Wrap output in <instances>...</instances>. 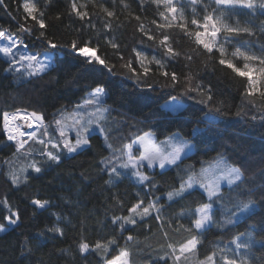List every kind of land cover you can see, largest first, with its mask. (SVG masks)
Wrapping results in <instances>:
<instances>
[{
  "label": "trees",
  "instance_id": "obj_1",
  "mask_svg": "<svg viewBox=\"0 0 264 264\" xmlns=\"http://www.w3.org/2000/svg\"><path fill=\"white\" fill-rule=\"evenodd\" d=\"M4 3L7 10L0 6V29L23 39L25 33L19 31L20 24L35 28L33 21L24 19L23 0H4ZM124 3L130 7L125 9L119 0L115 9L106 0H84L80 3L88 5L81 10L89 12L93 27L70 14L71 0H59L54 6H50V0H39L38 3L46 13V23H49L46 35L54 43L67 44L83 32L84 39L90 41L89 46L114 68L111 73L99 64H89L73 55L67 47L53 52L48 68L37 75H30L26 64L16 65L19 71L10 70L11 61L0 53V224L6 229L0 232V264H47L68 249L78 247L81 242H88L92 247L96 241L106 243L114 237L119 247H109L106 255L80 252L75 259L63 264H106L108 259L120 254V248L130 252V264H158L157 257L167 251L168 243L179 247V243L191 235H198L202 243L195 253L186 255L189 256V264H198L206 255L215 252L218 243L236 247L247 233L252 241L250 247L244 248L248 263L264 264V107L259 94L248 96L244 91L245 78L219 65L218 53L206 54L202 46L196 45L194 38L183 30L175 26L163 30V33L155 30L150 21L157 19L159 22V18L154 6H147V0L146 14L138 7V2L124 0ZM101 4L117 12L118 19L111 18L114 26L111 35L103 27ZM135 15H141L146 29H152L150 34H155V43L146 38L141 43ZM185 16L190 21V7L186 8ZM225 16L231 17L226 22L233 26L251 27L256 31L255 36L242 34L233 40L237 43L247 41L246 44L259 54L260 44L264 43V33L259 31L264 22V9L254 11L237 7L225 10ZM52 23L58 27H52ZM195 30L196 27L189 22L188 31ZM163 34L169 35V44L181 54L179 63L166 69H160L151 62L156 57L167 63L164 50L159 46ZM110 40L119 44V49H113ZM25 42L29 43L30 49L45 52V44ZM233 44H229V49ZM136 51L147 56L144 65L150 69V81L155 90H144L143 85L136 86L135 79L127 78V69L123 65L129 60L132 67L142 74ZM227 54H231L230 51ZM186 55H190L192 60L184 59ZM119 56H123V60ZM233 60L240 64L238 58ZM164 70L177 72L181 84L178 90L161 88V85L171 83L163 77ZM198 85L209 86L216 103L207 101L208 93L203 88L202 97L195 91L184 95L186 89H195ZM98 86L105 90L102 102L106 110L101 122L107 131L103 135L91 131L90 148L87 150L74 154L64 150L58 164L46 161L40 155L43 146L38 141L62 142L55 126L56 118L86 104L88 93ZM170 91L182 104L177 109L164 104L171 98L168 95ZM201 99L205 102L201 103ZM215 108H220L224 114ZM18 109L36 112L45 122V129L40 126L36 130L38 137L28 139L23 150H17L15 144L7 140L3 129V112ZM253 116L256 119H252ZM148 131L154 132L160 141L176 134L194 144V149L180 158L176 165L160 169L145 164L144 171L155 178V187H146L147 182L139 184L132 178L131 169L119 168L121 161L126 159V145ZM105 158L111 163H106ZM34 162L44 165L40 173L30 167ZM113 164L124 173L121 179L114 181L115 186L107 183L106 169ZM217 167H236L241 172L240 180L221 186L224 199L216 200L213 208L217 223L228 219L233 223L225 226L209 224L203 230H195L192 222L197 217L196 209L201 203L208 202L207 192L193 186L184 197H174L177 202L169 201L166 194L179 188L182 180L187 181L190 176L200 179ZM13 176L18 178L16 183H13ZM137 193L146 202L154 199V193L171 207L160 221L149 217L145 221L147 226H127L130 230L121 232L111 224V218L126 215L127 209L138 202ZM37 199L48 201L49 206L38 208L32 203ZM249 201L255 203L241 212L239 209ZM12 213L19 215L14 226L5 219ZM57 216L61 219L58 220ZM162 223L165 224L163 231L169 233L167 237L159 227ZM53 227L61 228L64 234L61 236L49 231ZM188 228H192V232L187 231ZM240 233L244 235L235 241ZM129 235L133 236L132 241H127Z\"/></svg>",
  "mask_w": 264,
  "mask_h": 264
},
{
  "label": "snow or ice",
  "instance_id": "obj_2",
  "mask_svg": "<svg viewBox=\"0 0 264 264\" xmlns=\"http://www.w3.org/2000/svg\"><path fill=\"white\" fill-rule=\"evenodd\" d=\"M59 0H50V6H54L55 3H58ZM110 2L112 8H116L117 0H106ZM138 2V7L143 9L144 13H147V8L145 7V0H134ZM39 0H23L22 9L25 13L24 19L34 22L35 28L25 27L23 24H20L19 31L25 33L23 39H15L11 33L6 34L5 31L0 30V40L7 41L5 45H0V52L4 54L5 57L9 58L11 63L9 66L10 70L19 71V68L15 66L21 62H27V69L30 70V75H37L39 72L45 71L48 68V64L42 62L39 59L37 54H32L31 52L18 53L14 52V49L23 47L25 50L29 48V43H26L25 40H28L30 43L40 42L46 45L44 53H41L45 57V61L49 60L52 56V53L55 51H63L66 47L70 48L73 55H78L85 62L92 64L96 63L104 68H106L110 73L114 71L113 67H110L105 59H102L99 55L96 54V49L90 47V41L84 39V34H81L75 40L68 41L67 44L64 42L54 43L52 39L49 38V35H46V31L49 28V23H46V13L41 10V7H38ZM119 3L123 4L124 8L127 9L130 7L129 4L124 3V0H119ZM0 6H3L7 10V5L4 3V0H0ZM147 6L155 8L156 15L159 18L153 19L150 21V24L155 26V30L163 33L165 29H171L174 26L183 30L185 34L189 37H193L196 45L202 46L206 54H213L214 52L218 53L220 59L218 64L221 66H226L228 69H231L239 77L245 78L246 87L244 88L245 93L250 97H256L259 94L262 102V107H264V43L260 44V53L252 51L249 47L247 51H242L240 47H235L234 52H232L233 58L239 57L243 60V66L239 67L232 59L225 58L227 55V50L225 45L231 44L233 39L241 36L242 34H247L248 36H255L256 31L251 27H240L232 26L230 23H225L226 20H230V16H225V10L231 11L237 7H244L247 9L256 10L264 9V0H187V3L184 0H147ZM87 4L79 5L76 0H71L70 14H75L80 21L86 23L89 27H93L91 23V16L88 11L81 10L82 8L86 9ZM191 8V19L185 16L186 8ZM163 10H160V9ZM199 9V11H198ZM101 12L104 14L102 23L103 27L108 30L107 34L111 35L113 30V23L111 18H117V12L115 10H109V7L101 4ZM203 13L201 16L200 13ZM199 17V18H197ZM59 19V17H57ZM134 19L138 22L137 32L141 35V43H143L144 38L149 42H156L155 34H150L152 29H146L143 22H141V15H135ZM189 22L191 25L196 27L194 32L188 31ZM237 25L239 22H236ZM52 27H58L55 23L51 24ZM119 27V25H117ZM259 31L264 33V22L259 28ZM38 33V34H37ZM223 33V35H221ZM54 35V34H51ZM169 35L163 34L162 39L159 40V46L163 48L164 54L167 58V63L162 62L161 59L156 57L152 58L151 62H154L160 69H166L170 66H173L174 63H179L181 60L180 52H177L169 44ZM113 49H119L120 45L109 41ZM247 43V41H245ZM135 56L142 68V74L138 73L134 67H132V61L124 66L127 69V78L135 79L136 86L140 87L143 85L144 90H155L153 84L150 81V69L144 65V60L147 59L141 52L136 51ZM123 60V56H119ZM187 61H191L192 57L186 55L184 57ZM35 70L32 71L34 69ZM163 77L171 81L170 84L161 85V88H170L172 91H176L181 87V84L178 82L177 72L175 70L169 72L164 70L162 72ZM190 80L191 77L189 76ZM205 89L208 93L207 101L216 103L213 100L212 89L207 85L197 86L195 89H186L184 95H189L190 91H195L201 97L203 92L201 89ZM104 89L102 87H97L95 89L96 94L103 93ZM168 95L171 97L172 101L177 100V96L172 95L170 91ZM195 98V97H192ZM201 103L205 101L201 99ZM86 103H92L91 100L86 101ZM221 114H224L220 108L214 109ZM3 129L7 135L8 141H15L18 148L23 149L25 147L26 141L19 139L27 135L30 139H33L37 136L36 131H28L27 133L20 130L19 125H15L14 122L21 120L27 122L28 129H32L37 121L41 122L43 127V117L37 115L36 112L31 113H22L19 109L16 112L9 113L7 111L3 112ZM252 119H256L255 116ZM59 124V121H56ZM97 131L103 135L107 131L105 127H100ZM81 134V129L77 130L75 142L68 138L67 134L64 131H60L59 137L62 142H52L51 140L46 141L45 139H40L38 142L43 147L40 149V155L43 156L46 161L59 163L61 154L64 150L69 154L78 153V151H84L90 148V131L87 126H83ZM15 133V134H13ZM148 134L140 135L134 141L139 143L143 147V152L139 153L138 156L133 155V145L127 144L126 159L121 161L119 164L120 169L132 170V175L136 177L139 184H145L146 187H155L156 180L154 177H150L149 174H146L142 169L145 168V161L147 162V167L154 168L157 164L160 169H164L166 165H176L177 161L181 157V153L185 151L186 148H191L194 145H190L187 142H181L174 144L171 148V151L164 153L159 148L153 146L149 147V141L147 139ZM107 139V137H105ZM49 145L51 150H49ZM110 147V145L108 146ZM119 159V158H118ZM106 163H111L108 158H105ZM44 165H37L33 163L30 167L36 172L40 173ZM109 179L107 183L113 185L115 180L121 179L124 176V173L121 172L118 167L113 164L110 169H106ZM241 172L237 168H227L222 171V173L216 177V179L211 184L201 183L196 177L190 176L187 181L180 183L179 188H175L167 192V199L169 201H174V197H184L188 189H192L195 184L206 190L208 202L201 203L200 206L196 209L198 213V218L194 219L192 222L195 230H203L206 225L217 224V226H225L226 224L233 223L231 219L217 223L214 219L215 213L213 211L214 204L216 200H223L224 196L221 194L220 181L226 180L229 184H233L236 180H240ZM17 177L13 176V183L17 182ZM165 183H167L165 181ZM191 193H189L190 195ZM148 195V193H145ZM154 199H150L147 202L145 199L140 198V194L137 193L138 202L132 204L127 209L126 215H114L111 218V224L118 228L121 232L130 230L127 226H147L145 221L147 218L151 217L157 221L161 220L163 214L168 212V209L171 205H165L161 198L155 196L152 193ZM215 198V199H213ZM177 202V201H174ZM7 204V201L4 202ZM32 203L40 209H45L46 206H49L48 201H41L39 199L32 201ZM254 201H249V203L244 204L239 210L241 212L247 210ZM122 209V205H121ZM15 217V218H13ZM10 226L17 224L19 220L18 213H12L11 216L5 217ZM57 219L60 220L61 217L57 216ZM167 223V221H165ZM162 230V234L167 237L169 233L163 231L165 224L162 223L159 225ZM179 227H183L180 225ZM179 227L177 231L179 230ZM5 226L0 224V232L5 231ZM192 228H188L187 231L192 232ZM49 231L59 233L61 236L64 234L63 230L59 227H53ZM244 233H240L235 237V241H239L240 236H243ZM133 236L129 235L127 241H132ZM202 243V240L198 235H191L186 241L179 243L177 247L174 243L167 244V251L163 255L157 257L158 264H189V256L187 253H195L197 246ZM119 247L117 238H112L107 240L106 243H101L96 241L94 246L90 247L88 242H81L78 246L79 252L81 253H90V252H99L101 255H106L109 247L111 246ZM250 245L248 243H236V248H248ZM223 253L224 249H219ZM130 252L124 248H120V254L114 256L112 259H108L106 264H130L129 262ZM183 258V260H182ZM220 261L223 264H237V259L229 258L227 255H221ZM198 264H218L216 259V252H212L210 255H206L205 258L198 262ZM240 264H247L244 258H240Z\"/></svg>",
  "mask_w": 264,
  "mask_h": 264
},
{
  "label": "rangeland",
  "instance_id": "obj_3",
  "mask_svg": "<svg viewBox=\"0 0 264 264\" xmlns=\"http://www.w3.org/2000/svg\"><path fill=\"white\" fill-rule=\"evenodd\" d=\"M83 1L84 0H76L78 6ZM161 10H163V9L161 8ZM225 23H227V22L225 21ZM3 31H5V30H3ZM6 34H8V32H6ZM11 35L15 39H20L14 34H11ZM7 43H8L7 41L0 40V45H5ZM232 43H234L232 49H229V44L225 45L227 53H228V51H230V53L232 54V52H234L235 47H240L242 51H247L249 49V47L252 49V47L246 43H237L234 40L232 41ZM26 51L31 52L32 54H37L39 56V59L42 62H44V60H45L44 55H42L41 53H39L35 50H32L30 48L25 50L23 47H20L18 49H14V52H18V53H25ZM252 51H253V49H252ZM139 52H141L144 56H146V54L144 52H142V51H139ZM0 53L4 56V54L2 52H0ZM231 54H227L225 58L233 60ZM236 58H238L240 60L239 61L240 64L236 63L235 60H233V62L236 63L237 66L242 67L243 63H244L243 60L239 57H236ZM7 59H9V58H7ZM146 60H144V61H146ZM46 62L48 65L50 64L49 60ZM22 64L27 65V62L26 61L21 62L20 64H17V66H21ZM33 70H35V66H34ZM98 87H100V86H98ZM95 89L96 88H94L93 90H91L88 93L87 99H86V101L91 100L92 103H86V104L78 105L76 108H74L72 110L61 113L55 120V126H56L57 130L59 132L64 131L67 134L68 138L73 141V143L75 142V138H76V134H77L78 129H81V134L84 135V133L82 132L83 126H87L89 128L90 132L91 131H97L98 128L102 127L101 121L104 118V114H105V110H106V107L104 106V104L102 102L105 92L100 93V94H96ZM164 104H165V106H167L168 108H171V109H177L182 105L177 100L172 101L171 98H169L167 101H165ZM56 121H59L60 123L57 124ZM90 121H91V124H89ZM42 123H43V128L45 129V122H42ZM40 126H41V122L37 121L35 124V130L34 131L38 130ZM20 130H21V128H20ZM145 133L148 134L147 139L149 141H151V143H149L148 146L150 148L155 146V147L159 148L164 153L171 151V148L174 144H178L181 142H187L190 145H194L191 140L184 138V137H179L176 134H172L170 136H167L166 138H164L160 141L157 139L156 134L154 132L148 131ZM145 133H143L142 135H144ZM25 137H27V138L24 139ZM21 139L22 140L24 139L23 141H27L30 138L28 136H23V137H21ZM135 140H136V138L130 144L133 145V149H132L133 155L138 156L139 153L143 152L144 149L139 143H135L134 142ZM193 149H194V146L191 148H186L185 151L183 153H181L180 158L189 154ZM145 164H147L146 161H145ZM168 166H170V165H166L165 168ZM155 167L159 168L158 164ZM233 168H236V167H233ZM142 170L144 171V169H142ZM223 170H225V169H220L217 167L214 169V171H212L211 173L210 172L207 173V175L201 176L200 179H198V180L204 184H211L216 179V177H218L222 173ZM131 176L135 181H137L135 176H133V175H131ZM223 184H229V183L226 180H221L220 181V187ZM194 186L200 187L199 184H195ZM196 215H197L196 218H198V213H196ZM251 242H252L251 241V235L249 233L245 234L244 238L239 241V243H248V244H251ZM219 249H224L225 251L223 253H221L219 251ZM215 252H216V259H217L218 264H223V262L220 261V259H219L221 255H227V256H229V258L237 259V264H240V258L242 257L247 262V264H249L248 263V257L246 255L244 248L237 249L236 247H234L232 245H228V244H224V243H218L216 245ZM79 254H80V252H79L78 247H73V248L68 249L65 254H62V255L56 257L55 259L49 261L47 264H63L64 262L75 259Z\"/></svg>",
  "mask_w": 264,
  "mask_h": 264
},
{
  "label": "bare ground",
  "instance_id": "obj_4",
  "mask_svg": "<svg viewBox=\"0 0 264 264\" xmlns=\"http://www.w3.org/2000/svg\"><path fill=\"white\" fill-rule=\"evenodd\" d=\"M14 124H15V125H18V124H19V126H20V128H21V131H22V132H25V133H27L28 131H34V130H35V125H34L33 128L30 130V129H28V127H27V122H24V121H21V120H17V121H15ZM14 134H15V133H14ZM19 139H21V137H20Z\"/></svg>",
  "mask_w": 264,
  "mask_h": 264
},
{
  "label": "built area",
  "instance_id": "obj_5",
  "mask_svg": "<svg viewBox=\"0 0 264 264\" xmlns=\"http://www.w3.org/2000/svg\"><path fill=\"white\" fill-rule=\"evenodd\" d=\"M22 113H25V114H27V113H31L30 111H27V110H21V109H19ZM17 110H15V111H9V113H13V112H16ZM6 134V133H5ZM7 136V135H6ZM25 136H27V135H25ZM27 137H25L24 139H26ZM23 139V140H24ZM22 140V139H21ZM14 144H15V146H16V149L17 150H23V149H20V148H18V146H17V144H16V142L15 141H12Z\"/></svg>",
  "mask_w": 264,
  "mask_h": 264
}]
</instances>
